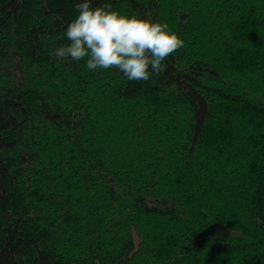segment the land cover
<instances>
[{"label": "trees", "instance_id": "obj_1", "mask_svg": "<svg viewBox=\"0 0 264 264\" xmlns=\"http://www.w3.org/2000/svg\"><path fill=\"white\" fill-rule=\"evenodd\" d=\"M79 2L0 0V264H264V0H92L183 39L147 82L55 57Z\"/></svg>", "mask_w": 264, "mask_h": 264}, {"label": "clouds", "instance_id": "obj_2", "mask_svg": "<svg viewBox=\"0 0 264 264\" xmlns=\"http://www.w3.org/2000/svg\"><path fill=\"white\" fill-rule=\"evenodd\" d=\"M78 16L67 24L70 43L55 49L57 58L86 59L90 71L116 69L128 81L147 82L153 73L166 71L164 63L184 46L166 22L121 14L111 4L77 3Z\"/></svg>", "mask_w": 264, "mask_h": 264}, {"label": "rangeland", "instance_id": "obj_3", "mask_svg": "<svg viewBox=\"0 0 264 264\" xmlns=\"http://www.w3.org/2000/svg\"><path fill=\"white\" fill-rule=\"evenodd\" d=\"M3 66L6 64L5 66V70H9L10 69H14V67L12 66V63L10 61H7V59H5L3 62H2ZM213 231L215 233H217L219 236L223 237V238H229L233 235H237L238 232L236 231H232V230H229L228 228L222 226V225H217L216 227L213 228ZM136 238V242H138V238L137 236H135Z\"/></svg>", "mask_w": 264, "mask_h": 264}]
</instances>
